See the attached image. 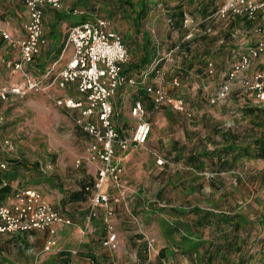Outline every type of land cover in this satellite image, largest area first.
<instances>
[{"label":"rangeland","instance_id":"obj_1","mask_svg":"<svg viewBox=\"0 0 264 264\" xmlns=\"http://www.w3.org/2000/svg\"><path fill=\"white\" fill-rule=\"evenodd\" d=\"M115 1L116 5L102 2L99 16L108 19L112 29L122 36L129 52L126 68L141 60L142 46L147 40L156 50L150 67L156 61L159 63L154 65L155 71L145 83L141 78L145 69L131 71L128 75L135 77L139 85L123 88L114 99L118 114L116 128L120 133L129 136L135 129L137 121L131 111L138 100L147 109L151 133L144 146L121 162L125 188L117 190L112 184L107 187L111 216L99 208L92 227L85 229L91 210V192L86 187L92 188L99 165L87 161L91 139L77 128L75 114L39 95L0 100V162L8 163L5 173L14 171V163L21 162L14 188L40 190L51 199L56 210L73 221L68 229L69 235L74 234L70 243L58 254L41 253L33 264H210L207 255H212L216 247L224 246V236L243 245L245 263L264 264V228L259 224L264 218V160L243 158L234 168L225 169L219 166L217 158H199L192 165L187 162L189 157H199L236 141L241 136L240 130L243 132L247 126L243 121L238 128L233 126L241 109L238 100H249L240 96L243 91L239 86L233 87L226 100L212 103L236 62L233 56L237 52L228 49L242 41L240 32L236 31L243 19L236 25L232 17L220 18L214 14L205 20L198 14L188 13L193 16V26L177 27L168 22L169 9L158 7V3L142 21L138 33L130 7ZM227 1L219 0V6ZM65 33L67 36L68 28ZM162 68L165 76L160 78L157 71ZM174 79L180 82L178 89L173 88ZM216 82L219 84L212 85ZM157 84L174 97L182 98L192 117L177 113L171 107L153 109L143 87ZM56 95L62 93L56 91ZM228 121L231 125L223 124ZM229 126L234 132L228 134V140L218 132L219 127ZM258 134L264 136L259 130ZM246 139V135L241 137L237 146L246 143ZM122 155L117 150V156ZM159 159L163 165L158 164ZM75 193H81L80 200L73 199ZM172 207H181L188 213L177 219L162 212ZM196 208L241 214L253 224L244 225L239 232L230 226L220 231L196 230V217L192 213ZM109 225L113 227L111 235L117 236L111 248L104 246ZM186 238L202 246L189 254L179 251L173 239ZM162 250L168 251L163 260L159 258ZM72 251L78 252L76 257ZM223 257L230 264H238L235 250L223 252L220 258L212 259V264H226Z\"/></svg>","mask_w":264,"mask_h":264},{"label":"built area","instance_id":"obj_2","mask_svg":"<svg viewBox=\"0 0 264 264\" xmlns=\"http://www.w3.org/2000/svg\"><path fill=\"white\" fill-rule=\"evenodd\" d=\"M24 4L29 21L25 26L26 36L19 41L21 57L17 62L8 63V66L21 74L25 85L0 88V99L8 101L11 97L39 95L75 114L77 128L91 139L87 161L99 165L92 188L86 187V190L91 192V210L85 225L88 230L92 227V221L97 218L99 208H104L107 216H111L107 187L112 184L117 190L125 188L122 184L124 169L121 162L128 159L131 147H142L148 142L151 122L144 103L138 100L134 102L131 111L132 117L137 121L135 129L129 136H123L116 128L118 114L114 104L115 97L121 89L135 87L139 83L135 77L124 74L129 52L122 36L112 29L108 19L98 17L73 26L69 30L61 56L62 58L68 48L72 49L66 67L57 73L56 62L43 76L33 77L26 67L35 61L42 47L47 44L44 36L43 7L60 10L62 0H24ZM261 12H264V1L228 0L215 14L220 18L243 17L255 21ZM193 24L194 19L185 16L184 27L189 28ZM207 31L210 32V29ZM257 32L263 33L264 26L258 27ZM2 36L4 39H10L8 33L3 32ZM263 53L264 39L258 41L256 47L251 48L248 53L241 54L212 103L226 100L240 77L243 88L253 94L259 102H264V70H257L252 75L244 74L252 61ZM158 63L156 61L154 65ZM153 66L142 73L144 83L155 71ZM157 73L160 78L165 76L163 68ZM172 84L174 89L180 87L178 79H174ZM145 88L154 109L171 107L177 113L192 117L188 104L182 98L168 93L162 85H145ZM56 91H60L62 95H56ZM117 150L123 155L118 157ZM158 164L163 165V160L159 159ZM7 170L8 163L0 162V175ZM8 185L7 180L0 179V191ZM72 226V219L47 203L38 189H13L7 196L6 203L0 200V234L44 233L48 236L43 249L45 254L60 253L63 250L59 244L58 232ZM107 230L109 236L104 241V246L111 248L115 246L117 236L111 235L112 226L109 225ZM77 253L72 251L73 257H76Z\"/></svg>","mask_w":264,"mask_h":264},{"label":"crops","instance_id":"obj_3","mask_svg":"<svg viewBox=\"0 0 264 264\" xmlns=\"http://www.w3.org/2000/svg\"><path fill=\"white\" fill-rule=\"evenodd\" d=\"M106 1L107 4L116 5L115 0H106ZM259 1H264V0H259ZM102 2L104 3L105 0H62V8L60 10H53L49 6L43 7L44 36L47 40V44L44 47H42L41 53L38 57H36L35 61L32 64L27 65L26 67L28 72L33 77L39 78L43 76L49 69H51V67L56 62H58L56 66L57 73L66 67L72 55V49L68 48L67 51L64 53L63 57L61 58L68 36L65 35L66 29L68 28V30H70L73 26L100 17L99 10L102 5ZM218 2L219 0L217 1V4L219 5ZM156 4H158V7H166L168 9H171L172 11L171 13L168 11L170 15L174 14L175 16H177L178 14L183 13L185 16H189L188 13L194 14L193 13L194 6L189 4L188 1H183L182 4L180 0L177 1L170 0V3L168 0L166 1L158 0L156 1V3H153L154 6ZM108 8L110 9L111 7L109 6ZM172 8L174 9L172 10ZM130 9L132 13L136 11L135 6H131ZM76 17H79L80 20L76 21L75 20ZM169 18H168V22L173 24L172 20H170ZM232 18L235 19L234 24L236 25L237 22L243 19V22H240L239 24L240 27L236 31V32H240L242 41L241 42L238 41L234 45L235 48L232 47V49L231 48L228 49L232 52L235 51L237 52L236 55L233 56V58H236V62H238L241 54L248 53L251 48L256 47L258 41L264 39V32L263 33L257 32L258 27L264 26V12L259 13L255 21H249L243 17H232ZM28 21H29V15L25 7L24 0H0V88L25 85V82L21 74L18 72H14L12 68L8 66V63L17 62L21 57V49L19 46V41L24 39L26 36L25 26L28 23ZM3 32L8 33L10 35V39H4L2 36ZM226 34H228V32H226ZM257 70H264V53L261 54L257 59H254L252 61L250 67L247 69V71L244 72V74L252 75ZM218 84L219 83L217 82L212 83V85L214 86ZM236 85L239 86L243 91L240 93V96L242 95L244 96V98H248L249 100L246 102L244 101L245 99L242 98L238 100L241 109H239L237 113L238 121L236 120L235 125L233 126L234 128H238V126L242 124V121L244 123H247V126L243 127L244 130L243 132L240 130L241 136L238 137L235 143L237 144L238 140L244 135H246L247 137L246 143L241 144V146L238 147L239 148L248 147L252 151H257L260 144L259 141L264 140V136H259L258 134V130L259 133H264V102H259L253 94L249 93L246 89L243 88L241 77L236 81L234 87ZM143 90L145 91V93H147L145 86L143 87ZM11 98H15V97H11ZM152 106H154L153 103ZM223 124L231 125L229 121ZM219 128L220 131L218 132V134H221L222 138H226L229 140L230 138L228 136L234 132L231 126L225 128L224 127H219ZM118 130L120 131L119 128ZM121 134L123 136H128L125 135L124 132H122ZM139 148L140 147H134V146L131 147L130 151L128 152V159H130V156L135 152V150ZM197 157L198 155L189 157L187 162L190 165H192L193 163L197 164L198 163ZM190 159H194V160L190 162ZM13 184L14 181L11 182V186L13 189H15ZM44 200L47 203H49L51 206H53L51 204V199L44 196ZM1 201L3 203H6L7 197ZM250 224L253 223L250 221ZM69 228H63L58 232L59 244L62 249L64 246L70 243V240L73 239L72 237L74 236V234L69 235L68 233ZM47 237L48 236L46 234L41 232H33L29 234H17V235L0 234V264H33V261L36 257H38L41 253L45 254L43 249ZM80 238L81 237H79V239ZM54 254H58V253L45 254V255H54ZM214 256L213 254L207 255L208 259L216 258ZM221 256L222 254L217 258H220ZM222 259L224 261L229 260L227 257H223ZM241 259L242 260L246 259V256L242 253L238 254L237 262H239ZM90 260H91L90 262L94 263L93 259Z\"/></svg>","mask_w":264,"mask_h":264},{"label":"trees","instance_id":"obj_4","mask_svg":"<svg viewBox=\"0 0 264 264\" xmlns=\"http://www.w3.org/2000/svg\"><path fill=\"white\" fill-rule=\"evenodd\" d=\"M120 3H124L126 6H135L136 11L133 12L135 15L133 22L135 25V29L138 33H140L141 30V23L145 19L148 18L149 14L153 10V3H156L158 0H118ZM136 1V2H135ZM162 1V0H161ZM166 1V0H163ZM170 1V0H168ZM177 1V0H175ZM183 1H188L189 4L194 6V14L193 15H200L204 19H208L212 15H214L218 9L219 5L217 4L218 0H180V2L183 4ZM197 2V3H196ZM120 6V5H118ZM174 8H172L173 10ZM169 12L171 13V9H169ZM193 17V16H192ZM185 15L183 13L178 14L177 16L170 15V20H172L173 24L177 27H181L184 21ZM176 20V21H174ZM143 37L145 38V34H143ZM143 49V57L141 60L136 64V65H131L129 68H124V74L128 75L131 71H140V70H147L151 64L153 63L154 59L156 58V50L154 49V46L150 43L149 40L146 42L144 41V44L142 46ZM155 50V51H154ZM189 66H192V64H189ZM142 78V75H141ZM259 148L257 151H252L248 147H241L239 148L235 141L230 143L229 145L225 147H220L219 149H216L212 152L209 153H202L200 154L197 159L203 158V159H212L214 158L218 159L219 166L222 169H225L226 167L234 168L235 163L243 158H248V159H261L264 160V140L259 141ZM194 159H190V162H192ZM14 165H16L14 171H8V173H1L0 179H5L9 182V185L2 189L0 191V199L4 200L9 194H11L13 188L11 186V182L15 181L18 178V172L21 168V162H15ZM24 166V164H22ZM38 166V165H37ZM84 192L86 190H83ZM81 198V193H75L73 195L74 200H80ZM163 213H167L168 215L174 216L177 219L183 218V215L187 214L188 212L185 211L183 208L179 207H172L170 209H162ZM190 213V212H189ZM192 213L196 217L194 226L197 228L196 230H205L208 228H215V230L220 231L221 228H224L226 226L232 227L233 230L235 231H241L244 228V225H249L250 221L244 217L241 214H224V213H216L213 211H205L199 208H196L192 210ZM260 226H263L264 228V218H262L259 221ZM225 234V233H224ZM226 242L224 243L223 247H216L214 251V255L219 257L223 252H229L232 250H235L236 253L241 254L243 252V245H238L235 242H232L229 238L225 237ZM189 238L186 239H180L179 241L174 240L173 242L177 249L185 254L193 253L197 251L200 248V243H191ZM201 239V238H200ZM200 241L199 239H197ZM166 255H168L167 250H162L159 254V258L163 260ZM69 260H67V263ZM208 262L212 264L214 261L212 259H208ZM246 261L245 260H240L238 264H244ZM226 264H230L229 261L225 262ZM248 264V263H245Z\"/></svg>","mask_w":264,"mask_h":264}]
</instances>
